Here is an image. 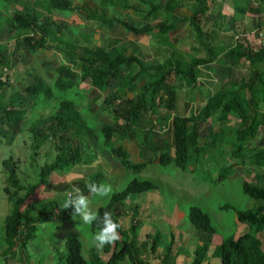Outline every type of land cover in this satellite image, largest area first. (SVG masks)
I'll return each mask as SVG.
<instances>
[{
	"label": "trees",
	"instance_id": "1",
	"mask_svg": "<svg viewBox=\"0 0 264 264\" xmlns=\"http://www.w3.org/2000/svg\"><path fill=\"white\" fill-rule=\"evenodd\" d=\"M112 6L130 10L135 13H148V10L163 9V4H154L153 0H104ZM215 0H194L189 8L191 13L190 22L199 43L206 49L207 57L194 58L190 62H185L173 50L167 51L168 59L166 64L146 62L132 54L123 47L117 48L118 53L112 54L103 51L100 47L92 46L89 41L79 43L76 40L64 36V24L53 19L45 18L39 20L33 15L22 11H15L6 23L0 18V35L3 26L21 40L24 48L32 53L35 51L34 43L40 49L51 50L59 45L69 51L71 55L82 62L85 73L83 80L97 91H109V96L103 98L102 102L106 106H114L112 123L102 126L99 144L110 151L116 160H119L125 170L139 174L148 167L147 163H135L130 159V155L122 145H117L118 141L128 140L134 142L136 130L143 127V120L147 114L156 116L157 124L167 125L172 120L174 135V148L172 153L173 165L182 171H187L188 163L193 156H206L218 150H223L225 145V133H214L209 138L204 139V145L196 146V140L201 138L200 124L210 120L215 124H227L234 118L238 124L235 132V141L232 146L231 155L235 159L244 160L245 154L240 152V147L247 146L252 140L259 136L263 126L262 107L264 106V47L255 50L250 46L238 45L230 46L225 53L218 47L212 49L207 43L206 33L202 28V18L210 9V3ZM36 6L49 7L56 12L70 13L76 10H83L76 0H38ZM148 6V8L144 7ZM103 24L117 23L135 35L152 33L155 27L135 32L132 27L122 21H112L100 16H93ZM52 37L48 40L47 34ZM90 48L92 51L87 56L84 50ZM222 57L225 63L232 68L239 69L247 64L248 76L240 81L230 82L220 88L215 96L213 104L205 105L202 110L189 117L171 116L175 106V87L168 81V75L173 72L177 79L195 84L199 77L200 65L208 66L215 59ZM6 57L0 50V137L7 139L12 137L18 130L19 121L22 115L33 107H41L43 111L48 110L49 115H36L32 121L24 123V132L28 133L31 139V152L34 159L41 156V152L48 155L54 153L52 162L39 167L36 165L37 178L34 183L24 172L20 171V161L10 156L2 162V169L6 175L5 194L9 201L13 203L12 212L5 218V244L4 255H9L16 248L23 251L27 245L37 236V222L41 213L44 212L50 222H63L72 212L71 207L63 209V202L52 201L43 204L34 199L36 191L43 185L46 179L54 172H68L83 161L90 162L91 158L83 156L79 144L85 141V136L78 133L75 127V110L77 103L70 99L67 93L77 91L74 78L59 76L52 84L43 88V79L30 75L27 79L31 82L25 90V96L16 92L10 97V85L4 83L3 68ZM134 66L137 73H146L148 78L140 87V95L134 98H122L119 89L126 78H134V74L127 71ZM34 78L32 80L31 78ZM33 81V82H32ZM255 91L252 95L250 91ZM151 95V99L148 95ZM156 97L158 98L156 101ZM30 98L34 101L31 103ZM36 98V99H34ZM22 105L15 106V101ZM22 100V102H21ZM58 107V110L55 108ZM14 115V120L11 116ZM21 124V123H20ZM76 129L77 134L74 139H70L71 133ZM153 130V129H152ZM89 132H86V134ZM153 135L154 132L152 131ZM90 135V134H89ZM98 139V138H97ZM67 140L71 144L65 145ZM118 140V141H117ZM255 162H264V151L255 147L249 148ZM224 152V151H222ZM235 162L234 165H238ZM229 164L220 168V178H226ZM21 177V178H20ZM103 175L96 174L91 181H88L81 190L84 195L90 194L88 186L95 184L101 186ZM264 181V179H263ZM159 187L152 180H142L134 178L123 191L114 192L109 202L97 209V215L108 212L114 222L119 223L117 229L119 239L113 244L103 246V254H92L87 260L83 256V244L81 240L72 236L65 242L68 257L62 264H149L146 249L140 248L137 244L140 238V225L136 220L139 213L137 205H127L126 202L136 195L157 191ZM242 191L251 199L264 203V185L255 184L249 180L242 183ZM230 206L222 209H231ZM238 220L249 226V231L235 239L234 235L222 239L220 243H215L214 235L216 228L212 219L206 211L198 206L189 209L187 218L199 236L200 247L194 252L192 261L186 264H211L210 258L216 264H264V250L262 242L257 237V233L264 229L263 212H253L246 210H236ZM132 212L130 228H126L122 219L127 212ZM98 225H90L93 234L98 231ZM156 242L163 241V235L158 228L155 229ZM169 239L165 242L162 254L158 256L161 264H175L178 257L185 252L177 254L172 252L171 240L173 238L171 229H167ZM171 235V236H170ZM214 247L211 255L209 250ZM152 251H154V246Z\"/></svg>",
	"mask_w": 264,
	"mask_h": 264
},
{
	"label": "rangeland",
	"instance_id": "2",
	"mask_svg": "<svg viewBox=\"0 0 264 264\" xmlns=\"http://www.w3.org/2000/svg\"><path fill=\"white\" fill-rule=\"evenodd\" d=\"M80 1L82 2V0H78L79 3ZM86 3L85 4L87 6L89 5L90 8L94 6H92L91 2ZM3 4V2H0V6ZM132 13L134 17H139L140 19L147 16V13ZM56 14L60 16L64 15L62 12H56ZM86 37L93 43L92 35H86L85 38ZM260 44L261 41L258 40L257 46H260ZM11 49H14V54L11 56L13 61L12 66L9 67V63L8 65L5 64V69L9 78L4 80L5 82H9L8 85H15L19 89L26 88L29 84L24 82V79H27L29 73L35 78L39 77L43 79V88L49 83L52 84L56 80V77L62 74L73 76L76 80H79V82L83 81L82 74H84L85 71L80 64L75 63L73 65L74 68L68 67L69 72L67 68L58 67L56 69L54 65L53 67H44L39 64L40 58L34 59L35 57L38 58L42 56V52H38L35 56L25 51H20L19 53V48H17L15 43H11ZM50 54L52 53L48 52L44 54L45 57L42 60L44 62L48 60L59 62V60L64 59L62 52L57 51L55 55L52 54L54 57ZM197 55L207 57L208 54L203 48ZM37 62L39 63L36 64ZM164 64L169 66L168 62H164ZM221 64H224V66L218 65L216 67L217 72L210 78L211 80L206 82L209 83L212 81L210 82L213 84L211 90H219L224 84L240 81L247 76L249 69L247 66L233 69L231 66L225 64L224 60ZM249 74L250 73H248V76ZM33 77L31 78L32 80H34ZM173 79L174 75L171 74L170 81L173 82ZM67 96L77 101L76 97L78 96V91H71L67 93ZM21 105L22 103L20 104L18 100L15 101L16 107H20ZM102 107L105 108L106 105ZM55 110H58V107H56ZM91 111L92 110H88V114L85 116L87 119H90V127L93 128V133L96 132L95 136L99 140L103 138L101 135L102 126L112 121V115L108 110L102 113L98 112V116H95ZM39 114L49 115V112L48 110L43 111L41 107H36L35 105L33 109L28 110V112L22 115V119H18L12 115L11 118L13 120L17 118L21 121L19 122L18 130L12 137L7 139L0 137V264H60V260H55V253L61 250L64 251L65 255L68 254L65 242L72 236H76L81 240L83 244V256L87 260L90 256H93L92 254H95V251L103 254V248H97L91 242L94 234L90 229V225L81 224L79 218L66 223H47L46 221H48V218L46 214L42 212L39 219L40 222H37L38 231L36 238L30 242L23 251L16 248L9 255H4V249L7 247L4 240L5 218L12 212L13 203L9 201L8 196L4 192V188L6 187V175L2 169V162L10 156L15 157V159L20 161V171L24 172L32 179L30 181L32 184L37 178L36 174H34L36 165L42 167L46 163L52 162L55 158L54 153L46 157V153L43 151L41 152V156L34 159L30 149V136L23 131L25 128L24 123L32 121L35 119L34 117ZM153 116L148 115L144 121V126H146V128L151 127L154 132V135L152 133V140L149 147L151 150L153 148V150L167 148L166 153L168 156H171L170 151L174 144L172 127H170L171 125H169V127L165 125L166 128L162 129L157 124L154 126L151 120L155 121L156 116ZM96 118L98 119L97 124L94 123ZM262 119L263 126L260 135L252 140L253 146H257L260 138L264 137V116ZM78 129V133H81L80 126ZM237 129L238 124L234 118L227 124H215L210 120L201 123L200 130L202 137L196 140V146L202 147L204 145L203 138H209V136L214 133L224 132L226 143L223 150L215 151L213 154L210 153L206 156H193L190 160L189 171L186 172L175 168L172 164H167L166 168L160 167L157 162V157H155V160L152 159L153 163L139 174L124 169L123 172L126 173L122 178H119L115 186L109 183V177L108 179H102V185L109 187V192L105 197H99L96 194L86 195L89 200V208L97 211L99 207L109 202L114 192L123 191L134 178L154 181L159 187L157 191H151L146 194L132 197L134 205L140 207V212L135 217L141 227L140 238L137 244L140 248L144 247L146 251L148 250L147 252H151L147 253L148 258H146L149 264H161L158 256L162 254L163 248L165 247L164 244L169 239L167 229H171L173 236L170 245L172 252L177 254L185 252V255L178 257L175 264H186L192 261L194 252L200 247L198 243L199 236L194 231L195 229L187 218L189 209L192 206H198L209 213L216 228V234L214 235L215 243H220L222 239L232 235L239 239L249 231V228L248 225L239 222L232 207H235L236 210H251L257 212L264 204L257 203V201L251 199L242 191V183L256 174L259 165L253 160L252 154H250V152L248 153L247 149H244L247 146L240 147V152L245 154L244 160L235 159L231 155L232 146L237 143L235 141V132ZM76 134L77 132L73 131L70 138L73 140ZM67 144L69 143L67 142L66 145ZM146 151L148 150L142 151L140 159L143 161H149L148 157L143 156V152L146 153ZM152 154L151 151L150 156ZM223 157L228 160L229 164H235V162L239 163L238 165L230 164L234 169L231 167L228 176L221 179L219 176L220 168L217 167V163L218 160H224ZM130 158L133 162L136 161L134 160V156ZM96 174L91 176L88 181H91ZM225 206H230L229 208L231 209H222V207ZM131 216L132 212H130V214L126 213L122 219L126 228H130ZM156 228H158L163 235V241L161 243L155 241L157 234ZM153 246L154 251H152ZM213 250L214 247L209 250V255L212 254ZM210 263L216 264V261L210 258Z\"/></svg>",
	"mask_w": 264,
	"mask_h": 264
},
{
	"label": "crops",
	"instance_id": "3",
	"mask_svg": "<svg viewBox=\"0 0 264 264\" xmlns=\"http://www.w3.org/2000/svg\"><path fill=\"white\" fill-rule=\"evenodd\" d=\"M37 1L38 0H0V2L4 3L0 6V18L7 23L9 17H12L15 11H22L37 17L39 20L45 18L53 19L65 25L63 34L69 39L76 40L79 43L89 41L92 46L100 47L103 51L112 54H117V48L119 46H123L129 49L133 55L146 62L149 61L164 64V62L168 59L166 54L167 51L171 49L170 45L173 46V50L176 55L185 62H190L194 58H205V56L197 55V53L204 47L199 43L190 22L191 13L189 8L192 6L194 0H153L154 4H163L165 8L156 10L149 9L147 16L141 19L139 17H134V14L130 10H124L120 7L112 6L104 0H82L80 3L76 0V2L81 4L83 10L81 9L65 13L63 16L57 15L56 11L52 8L36 6ZM86 2H91L92 6H94L90 8L89 5H86ZM144 7L148 8V6ZM93 16H100L104 19L112 21L126 22L135 32H142L151 26H154L155 29L152 33L135 35L133 32L126 30L120 24H103L99 20H96ZM7 27L9 28V26L6 25L1 29L0 50L6 57L5 64L8 65L9 63L8 66L10 67L13 62L11 56L14 54V49H11V43L16 44L17 48H19V53L20 51H25L26 53L29 52L24 48L23 42L18 40L15 35L11 34L8 31L9 29L7 30ZM202 28L206 33L207 43L212 49L218 47L222 53H225L230 46L244 45L257 50L261 48V46H257L258 40L264 41V0H215L210 3V9L202 18ZM86 35L93 36V43H91L87 37L85 38ZM51 37V33L47 34L48 40ZM34 48L35 51L29 54L35 56L38 52H42V56L33 58L35 60L40 58V63L37 62L36 64L39 63L44 67H53L54 65L56 69L58 67L67 68V71L69 72L68 67L74 68L73 65L75 63L82 65V62L79 59L71 55V53L65 50V48L61 45L54 47L51 50H45L40 49L38 44L34 43ZM57 51L63 53L64 59L59 60V62L54 60L44 62L42 60L45 57L44 54L50 52L55 55ZM84 52L87 56H90L92 53L90 48L84 50ZM222 61L223 58L219 57L208 66L200 65L198 81L195 84L177 79L173 72L168 75V81L175 87L176 91L175 106L171 113L172 117H189L196 115L205 105L213 104L216 101L215 94L218 90H211L213 84L210 82L212 81L209 82L210 84L206 82L211 80L210 78H212V76L217 72L216 67L218 65L224 66V64H221ZM244 66H247V64H244ZM4 68L6 67L4 66ZM128 72L134 74L135 77L126 78L123 81L119 89V95H121L122 98H134L136 95H140V86H142L148 78L146 73H137V69L134 66H132L127 73ZM3 74L5 75L4 72ZM171 74L174 75L173 82L170 81ZM60 76L74 78L73 76H69L67 74H62ZM6 78H9L8 74L7 76H4V79ZM4 79V83H9L5 82ZM74 80L76 81V88L78 91V96L76 97L77 106L75 110L74 125L78 132V128L80 126L82 134H79L85 136V141L79 144V148L83 156H87V158H91V160L88 163L87 161H83L81 164L76 165L68 172L52 173L43 185L36 191L34 196L35 200L43 204H47L52 201H64L67 196V190L71 188L72 185H76L82 190L91 176L96 173H101L103 175V180L104 178L108 179L109 177V183L114 186L116 185V182H118L119 178H122L126 173L123 172L124 168L121 162L116 160L109 150L103 148L98 143V139L95 136L96 132L93 133V128L90 127V119H87L85 116L88 114V110H92L91 112H93L95 116H98V112L102 113L106 110L110 113L112 112L114 106L111 105L106 106L109 108H104L102 107L104 104L101 103L103 98L109 96V91H97L87 80H83L82 82H79V80H76L75 78ZM24 82H27L28 84L31 83L29 82V79L26 78L24 79ZM226 85L227 84H224V86ZM10 87V97L16 92H20L22 97L25 96L26 88L19 89L15 85H10ZM250 93L252 95L256 94L254 90L250 91ZM148 98H152L150 94L148 95ZM157 99L158 98L156 97V101ZM30 100L31 103L34 104V101L31 98ZM262 114L264 116V106L262 107ZM148 115L153 116L151 114H147L145 116L143 120V127L136 130L134 142L131 143L128 140L119 142L117 140V145H122L130 157L134 156V160H136L135 163H147L149 167V165L153 163L152 159L155 160V157H157L159 166L166 168L167 164L173 165L172 153L174 144L170 151L171 156H168L166 153L167 148L162 150H153L154 148L152 150L150 149L149 145L152 140V129L151 127L146 128V126H144V121ZM97 120L98 119L96 118L94 123L97 124ZM151 122L154 126L157 124L156 120H151ZM109 123H112V121ZM157 125L162 129L166 128L164 125ZM169 125L172 127V120H170L166 126L169 127ZM73 131L76 132V129ZM86 132L89 133L86 134ZM67 142L71 144L70 140H67ZM249 145L251 147H255L257 150L264 151V137L260 138L257 146H253V143ZM249 145H247L244 149L248 150L251 148ZM143 150H148L146 153L143 152V156L148 157L149 161H143L140 159ZM151 151L153 154L150 156ZM223 159L224 160H218V168H222L223 165L229 164L225 157H223ZM257 163L259 165L258 171L248 180L255 184L264 185V162ZM230 164L228 172L231 167L234 169L232 166L234 164ZM189 167L190 161L188 163L187 171H189ZM257 203L262 205L264 204L262 202ZM126 204H134L132 198L128 200ZM138 208L140 207L138 206ZM263 210L264 205L258 211L263 212ZM127 213L130 214V212ZM262 215L264 216V214ZM77 218L78 216L74 212H71L67 219L60 223L70 222ZM46 222L54 223L49 220ZM257 237L262 242V248L264 250V229L257 233ZM235 239H237L236 236ZM67 257L68 254L65 255L64 251L59 250L55 253V260H60V264L63 263Z\"/></svg>",
	"mask_w": 264,
	"mask_h": 264
},
{
	"label": "clouds",
	"instance_id": "4",
	"mask_svg": "<svg viewBox=\"0 0 264 264\" xmlns=\"http://www.w3.org/2000/svg\"><path fill=\"white\" fill-rule=\"evenodd\" d=\"M90 194H96L99 197H105L109 192V187L106 185L97 186L91 184L88 186ZM71 207L83 225H98V231L92 236V244L97 248L102 249L106 244H113L119 239L117 229L120 227L119 223L114 222L110 213L104 212L98 216L97 212L89 208V200L84 195L81 189L72 185L67 190L66 199L63 202V209Z\"/></svg>",
	"mask_w": 264,
	"mask_h": 264
},
{
	"label": "built area",
	"instance_id": "5",
	"mask_svg": "<svg viewBox=\"0 0 264 264\" xmlns=\"http://www.w3.org/2000/svg\"><path fill=\"white\" fill-rule=\"evenodd\" d=\"M261 47H264V41H261V44H260ZM258 50V49H257ZM3 72L5 73V75L3 74V78L2 80L4 79V76H7V71L5 68H3Z\"/></svg>",
	"mask_w": 264,
	"mask_h": 264
}]
</instances>
